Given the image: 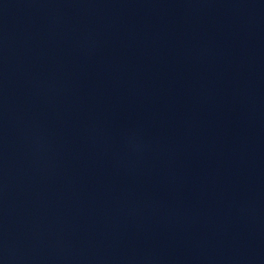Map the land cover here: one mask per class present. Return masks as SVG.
<instances>
[{
  "label": "water",
  "instance_id": "obj_1",
  "mask_svg": "<svg viewBox=\"0 0 264 264\" xmlns=\"http://www.w3.org/2000/svg\"><path fill=\"white\" fill-rule=\"evenodd\" d=\"M150 264H264V0H228Z\"/></svg>",
  "mask_w": 264,
  "mask_h": 264
}]
</instances>
